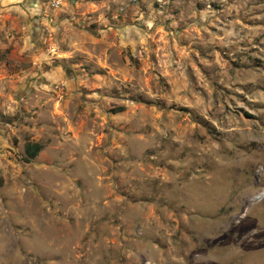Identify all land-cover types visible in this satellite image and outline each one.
Here are the masks:
<instances>
[{"label":"rangeland","instance_id":"374dc122","mask_svg":"<svg viewBox=\"0 0 264 264\" xmlns=\"http://www.w3.org/2000/svg\"><path fill=\"white\" fill-rule=\"evenodd\" d=\"M0 264H264V0H0Z\"/></svg>","mask_w":264,"mask_h":264},{"label":"crops","instance_id":"0c3cea01","mask_svg":"<svg viewBox=\"0 0 264 264\" xmlns=\"http://www.w3.org/2000/svg\"><path fill=\"white\" fill-rule=\"evenodd\" d=\"M46 243L47 245L41 247L40 254L45 259L43 261L46 262L48 260V262H57L59 258L58 245L56 243L48 242L47 239H46Z\"/></svg>","mask_w":264,"mask_h":264},{"label":"trees","instance_id":"16d2710c","mask_svg":"<svg viewBox=\"0 0 264 264\" xmlns=\"http://www.w3.org/2000/svg\"><path fill=\"white\" fill-rule=\"evenodd\" d=\"M119 111H122V109H119ZM43 150V146L41 144H29L26 146V154L33 159L36 158L39 153Z\"/></svg>","mask_w":264,"mask_h":264}]
</instances>
